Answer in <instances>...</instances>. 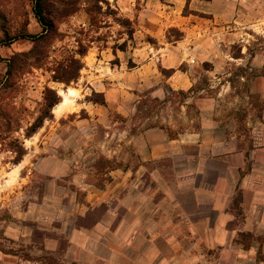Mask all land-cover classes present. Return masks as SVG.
Returning <instances> with one entry per match:
<instances>
[{"label":"clouds","instance_id":"1","mask_svg":"<svg viewBox=\"0 0 264 264\" xmlns=\"http://www.w3.org/2000/svg\"><path fill=\"white\" fill-rule=\"evenodd\" d=\"M0 264H264V0H4Z\"/></svg>","mask_w":264,"mask_h":264},{"label":"rangeland","instance_id":"2","mask_svg":"<svg viewBox=\"0 0 264 264\" xmlns=\"http://www.w3.org/2000/svg\"><path fill=\"white\" fill-rule=\"evenodd\" d=\"M4 3V0H0V4Z\"/></svg>","mask_w":264,"mask_h":264}]
</instances>
